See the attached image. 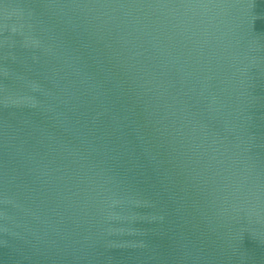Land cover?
Wrapping results in <instances>:
<instances>
[{
  "label": "water",
  "instance_id": "water-1",
  "mask_svg": "<svg viewBox=\"0 0 264 264\" xmlns=\"http://www.w3.org/2000/svg\"><path fill=\"white\" fill-rule=\"evenodd\" d=\"M0 264H264V0H0Z\"/></svg>",
  "mask_w": 264,
  "mask_h": 264
}]
</instances>
